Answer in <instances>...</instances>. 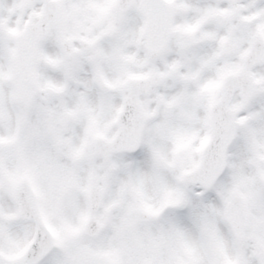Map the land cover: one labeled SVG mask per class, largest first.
Segmentation results:
<instances>
[{
    "label": "clouds",
    "instance_id": "clouds-1",
    "mask_svg": "<svg viewBox=\"0 0 264 264\" xmlns=\"http://www.w3.org/2000/svg\"><path fill=\"white\" fill-rule=\"evenodd\" d=\"M0 264H264V0H0Z\"/></svg>",
    "mask_w": 264,
    "mask_h": 264
}]
</instances>
